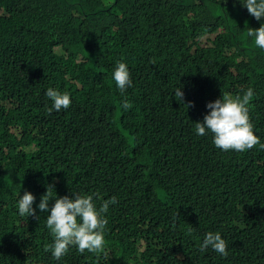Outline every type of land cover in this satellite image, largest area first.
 <instances>
[{
    "label": "trees",
    "instance_id": "16d2710c",
    "mask_svg": "<svg viewBox=\"0 0 264 264\" xmlns=\"http://www.w3.org/2000/svg\"><path fill=\"white\" fill-rule=\"evenodd\" d=\"M242 3L0 0V264H264V149L222 151L195 131L207 103L251 87L264 143V50L247 36L264 18ZM117 61L132 81L124 94ZM50 87L69 108L49 113ZM50 184L53 198H116L102 252L45 251ZM24 191L36 216L18 213ZM209 231L226 257L201 251Z\"/></svg>",
    "mask_w": 264,
    "mask_h": 264
},
{
    "label": "clouds",
    "instance_id": "9594fccd",
    "mask_svg": "<svg viewBox=\"0 0 264 264\" xmlns=\"http://www.w3.org/2000/svg\"><path fill=\"white\" fill-rule=\"evenodd\" d=\"M242 5L257 21L264 18V0H243ZM247 36L254 37L255 45L264 50V23H261L260 27L256 29L247 28ZM113 80L121 94H124L127 88L132 86L126 63L116 62ZM45 94L52 101V107L48 109L49 113L52 110L67 109L71 105V98L67 92H60L50 87ZM174 96L176 100L178 98V101L183 103L184 94L177 87ZM253 96L254 90L249 87L246 90L242 89L235 96L226 94L207 103L206 108L209 111L204 115L203 121L195 122L196 134L204 136L211 133L213 144L222 151L245 152L258 144L261 149H264V143H261L260 138L254 134L249 116V105ZM190 105L191 102L186 107ZM121 107L124 110H129L132 104L125 99ZM53 191L54 186L47 185L46 192L41 196L38 204L41 212L49 213L46 224L51 230L54 240L52 244L46 246L45 251H51L56 260L67 254L71 246H75L80 253L85 251L102 252L105 246L104 232L108 223L105 214L110 205L117 202L116 198L104 200L97 207L93 195L76 194L70 197L55 195L53 198L51 195ZM50 200H54V203L49 208ZM34 203L35 196L24 191L17 204L19 215L21 217L36 216V210L33 208ZM200 247L201 251L211 247L221 256L228 255V244L219 232H207Z\"/></svg>",
    "mask_w": 264,
    "mask_h": 264
},
{
    "label": "rangeland",
    "instance_id": "374dc122",
    "mask_svg": "<svg viewBox=\"0 0 264 264\" xmlns=\"http://www.w3.org/2000/svg\"><path fill=\"white\" fill-rule=\"evenodd\" d=\"M204 42H207V40L205 41V39H204Z\"/></svg>",
    "mask_w": 264,
    "mask_h": 264
}]
</instances>
